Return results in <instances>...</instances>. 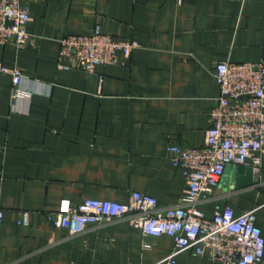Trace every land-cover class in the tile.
I'll use <instances>...</instances> for the list:
<instances>
[{"label":"crops","instance_id":"0c3cea01","mask_svg":"<svg viewBox=\"0 0 264 264\" xmlns=\"http://www.w3.org/2000/svg\"><path fill=\"white\" fill-rule=\"evenodd\" d=\"M24 1L38 45L0 44V62L22 69L31 93L15 98L0 71V264H166L169 235H144L127 219L70 235L47 214L86 198L126 202L132 191L178 203L188 183L167 145H204L217 62L264 61V0ZM98 24L138 46L95 72L60 67L59 40ZM260 157L259 170L227 165L202 204L208 216L217 204L255 209L264 235ZM193 251L175 253L176 264H221Z\"/></svg>","mask_w":264,"mask_h":264},{"label":"built area","instance_id":"2783aa9c","mask_svg":"<svg viewBox=\"0 0 264 264\" xmlns=\"http://www.w3.org/2000/svg\"><path fill=\"white\" fill-rule=\"evenodd\" d=\"M29 5L24 0H0V44L19 48L36 47L39 37L28 29ZM59 66L95 72L101 65L118 62L119 53L130 55L137 41L102 31L98 24L90 34H66L60 40ZM0 71L13 79V96L29 97L21 87L25 73L0 62ZM219 93L209 112L204 145L183 147L169 143L167 152L174 166L182 169L188 188L180 201L160 207L153 195L132 191L126 202L86 198L77 205L52 211L47 218L70 235L83 232L89 224L106 225L127 219L144 235H169L173 253L166 264H176L175 253L192 247L194 255L221 264H264V235L255 209L236 213L233 206L217 204L208 216L202 204L209 201L228 164L259 170L264 150V61L215 64ZM4 219L0 194V222ZM18 223H30L29 211H22Z\"/></svg>","mask_w":264,"mask_h":264},{"label":"water","instance_id":"95a60500","mask_svg":"<svg viewBox=\"0 0 264 264\" xmlns=\"http://www.w3.org/2000/svg\"><path fill=\"white\" fill-rule=\"evenodd\" d=\"M242 166H244V165H242Z\"/></svg>","mask_w":264,"mask_h":264}]
</instances>
